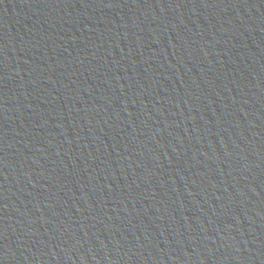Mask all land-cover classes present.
<instances>
[{"label": "water", "instance_id": "1", "mask_svg": "<svg viewBox=\"0 0 264 264\" xmlns=\"http://www.w3.org/2000/svg\"><path fill=\"white\" fill-rule=\"evenodd\" d=\"M0 264H264V0H75L0 174Z\"/></svg>", "mask_w": 264, "mask_h": 264}]
</instances>
